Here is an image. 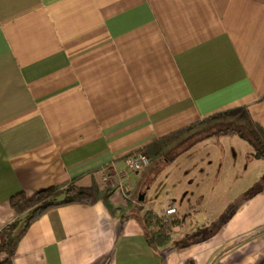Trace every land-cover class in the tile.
<instances>
[{"label": "crops", "instance_id": "crops-1", "mask_svg": "<svg viewBox=\"0 0 264 264\" xmlns=\"http://www.w3.org/2000/svg\"><path fill=\"white\" fill-rule=\"evenodd\" d=\"M240 106L264 129V0H0V232L16 218L11 196L72 181L113 189L116 209L97 202L47 211L28 227L10 263L259 264L264 184L240 200L264 177V165L251 164L253 153L189 154L212 138L205 140L142 193L139 172H125L123 162ZM180 159L185 190L180 197L165 190L157 208L167 187L159 178ZM107 170L113 184L101 181ZM250 171L255 178L242 185ZM123 178L128 191L119 187ZM169 205L181 218L205 214L196 225L233 211L201 243L171 240L152 249L141 217Z\"/></svg>", "mask_w": 264, "mask_h": 264}, {"label": "trees", "instance_id": "trees-1", "mask_svg": "<svg viewBox=\"0 0 264 264\" xmlns=\"http://www.w3.org/2000/svg\"><path fill=\"white\" fill-rule=\"evenodd\" d=\"M230 135L237 136L249 145L255 159L264 161V129L252 120L245 107H234L213 113L141 148L139 152L148 156L149 163L139 172L137 190H141L140 193H142L162 169L193 146L214 137ZM262 184H264V177L254 187L243 193L240 200H245L255 194L261 189ZM112 192L113 189L110 188L99 190L96 186L79 187L72 181L65 186H51L30 195L18 192L11 196L9 204L16 218L0 232V264H11L10 259L21 237L28 227L47 211L71 204L92 205L101 202L113 214L116 209L109 203ZM141 197L136 195L134 200L140 199L139 201L142 202ZM128 205L132 207L131 202ZM232 211L233 209L229 207L215 221L196 228L189 238L182 242L183 247L201 243L212 237ZM171 219L173 216L164 221L161 214L150 210L141 217L146 242L152 249L158 250L171 243V235L168 231ZM259 264H264V260Z\"/></svg>", "mask_w": 264, "mask_h": 264}, {"label": "rangeland", "instance_id": "rangeland-1", "mask_svg": "<svg viewBox=\"0 0 264 264\" xmlns=\"http://www.w3.org/2000/svg\"><path fill=\"white\" fill-rule=\"evenodd\" d=\"M203 145L206 147L204 148ZM203 145H199V146H196L194 149H191L189 151V154L194 155V154H200L202 152L210 153L211 151H213V148H215V150L213 152L217 151V152H220L221 154L227 155V156L228 155L232 156L233 153H236L238 156L243 154L242 159H245V155H244L245 152L250 151L251 153H253L252 148L250 146H248L244 141H242L241 139H239L235 135L214 137L211 140H209L208 143H204ZM251 158H252L251 164H253V165L258 164V166L264 165V161L255 159L252 156H251ZM185 164H186V162H184V159H180V161H177L173 165L169 166L162 173L159 180L163 181V185H165V187L166 186L167 187L163 188L162 190L159 191L160 193L158 194V197H160V198H158V201H155V207H157V208L160 207V205H162L161 203H163L165 201V199L169 196L168 193H167L168 194V196H167V194L164 192L165 190L174 192L175 194L172 193V195H174L175 197L176 196L180 197L182 195L183 192H181V191H184L185 188L181 187L183 185L179 186V184L181 183V174L185 170ZM255 175H256V173L254 171H250V173H244L242 175L243 181H244L242 185H246V184L250 183L255 178ZM178 181H180V182H178ZM171 184L173 185L172 188H171V186H172ZM157 185H158V183H157ZM157 185H155V186H157ZM241 188H243V186L237 187V185H236V189H241ZM171 189H173V190H171ZM231 194L237 195V192L225 194V196L227 198V200H224L225 202L228 201V198L230 197L229 195H231ZM221 202H222L221 200L217 201V203H220V205H221ZM170 207H173V206L169 205L166 209H169ZM232 208H233V205L231 206V209ZM181 210L183 212V209H181ZM173 215H174L173 219H171L172 222H170L169 226H168V231L171 235V240H174V241L188 239L190 234H192L194 232V230H196V228L201 226V225L193 224V221H202L201 216L205 217V214H200V215L195 214L194 215L192 212H189V211L187 212V214L186 213L183 214L184 219L179 217V215L177 214V211H175V213ZM161 216L164 217V221L167 220V218L164 216V211L161 214ZM177 224H179V225H177Z\"/></svg>", "mask_w": 264, "mask_h": 264}, {"label": "built area", "instance_id": "built-area-1", "mask_svg": "<svg viewBox=\"0 0 264 264\" xmlns=\"http://www.w3.org/2000/svg\"><path fill=\"white\" fill-rule=\"evenodd\" d=\"M124 166H125V172L127 173H138L141 170H143L149 163L148 156L144 153H134L131 155H128L123 160ZM114 174V171H105L102 174L101 181L104 184L110 183L113 184L114 181L112 179V176ZM120 188L124 191H128L131 188V184L123 178V181L120 183ZM175 209L173 207H170L169 209L164 210V216L166 218L172 216L175 213Z\"/></svg>", "mask_w": 264, "mask_h": 264}]
</instances>
